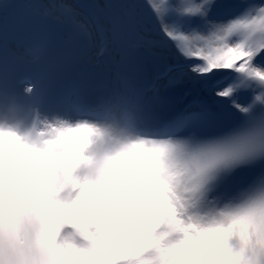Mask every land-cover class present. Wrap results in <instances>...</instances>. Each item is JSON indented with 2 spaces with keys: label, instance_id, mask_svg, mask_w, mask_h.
<instances>
[{
  "label": "snow or ice",
  "instance_id": "1",
  "mask_svg": "<svg viewBox=\"0 0 264 264\" xmlns=\"http://www.w3.org/2000/svg\"><path fill=\"white\" fill-rule=\"evenodd\" d=\"M7 6L0 0V8ZM57 7L70 18L68 6ZM144 7L187 66L179 72L201 94L195 106L163 119L147 95L155 84L123 80L93 101L72 87L54 91L39 76L21 78L5 28L0 111L38 114L58 133H71L78 159L105 137L124 138L127 147L155 157L154 178L168 209L158 227L167 216L205 243H220L232 264H264V0H145ZM153 245L156 254L141 264H170L171 248L160 240ZM185 252V264H200L191 248Z\"/></svg>",
  "mask_w": 264,
  "mask_h": 264
},
{
  "label": "clouds",
  "instance_id": "2",
  "mask_svg": "<svg viewBox=\"0 0 264 264\" xmlns=\"http://www.w3.org/2000/svg\"><path fill=\"white\" fill-rule=\"evenodd\" d=\"M73 141L38 114L0 111V264H141L155 240L170 264L190 260L189 248L200 264H232L197 231L167 216L158 227L168 209L153 155L111 135L78 159Z\"/></svg>",
  "mask_w": 264,
  "mask_h": 264
},
{
  "label": "bare ground",
  "instance_id": "3",
  "mask_svg": "<svg viewBox=\"0 0 264 264\" xmlns=\"http://www.w3.org/2000/svg\"><path fill=\"white\" fill-rule=\"evenodd\" d=\"M18 4L31 6V0H17ZM46 6L50 9L53 15H56L59 20L64 22H68L70 24L71 31L75 34L83 33L85 30L90 32L91 34V42L92 48L89 52L88 57L96 58L98 57L99 51L96 53L95 43H98V38L95 30L91 27V22L89 19H85V17L79 13L70 10V18L69 13L66 12L65 9L57 7V5H66L67 0H42ZM97 5L102 7V13L104 16V25L106 27L108 36H109V47L107 56L109 57V67L107 69L109 77L105 84H116V78L118 83L117 72L120 66V62H122V58L125 56L124 44H140L147 49L148 53L153 56L154 62L156 65H159V62L168 63L167 69H171L170 72L167 73L166 77L159 80L160 85H163L164 88H170L169 86L173 84H178V87L181 89L183 96L186 98L185 101L189 104L197 103L201 99V94L192 86V83L184 78H181L179 69L185 68L184 66H175L176 63H184L183 59L178 56V50L174 48L171 42L167 40L166 37H163L159 34L158 30L154 27L153 23L149 19V13L147 8L144 7V3L138 2L136 0H121V5L119 6L118 11L121 17L126 19L124 26L127 30H131L132 35L126 31V34H123L122 38L115 33V26L112 21L109 19L107 15V3L113 5L112 0H94ZM73 4V3H72ZM123 5H135V7H124ZM69 8V7H68ZM75 8V7H74ZM116 8V7H114ZM132 18L130 19V17ZM79 25H84L83 28H80ZM8 27V25L6 26ZM20 28L16 27L9 32L15 33L19 32ZM18 37H21L19 33H17ZM15 35H12V40L17 39L21 41ZM23 44L22 42H19ZM97 55V57H96ZM162 68V65L160 66ZM162 69H166L163 67ZM119 74V72H118ZM110 81V83L108 82ZM170 81H174L171 82ZM120 82V80H119ZM135 83V82H134ZM104 87V85H103ZM193 89L194 94L191 96H185L189 89ZM184 102V101H183Z\"/></svg>",
  "mask_w": 264,
  "mask_h": 264
},
{
  "label": "rangeland",
  "instance_id": "4",
  "mask_svg": "<svg viewBox=\"0 0 264 264\" xmlns=\"http://www.w3.org/2000/svg\"><path fill=\"white\" fill-rule=\"evenodd\" d=\"M119 1V0H118ZM120 2H121V0H120ZM142 2H144L145 3V0H143ZM68 6H69V8L71 9V10H73V11H76L75 9H74V7H73V5H72V3H71V1L70 0H68V4H67ZM99 6V5H98ZM119 13V12H118ZM132 17V16H131ZM163 64H164V62H162Z\"/></svg>",
  "mask_w": 264,
  "mask_h": 264
}]
</instances>
